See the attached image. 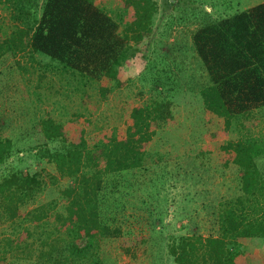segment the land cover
Segmentation results:
<instances>
[{
	"label": "trees",
	"instance_id": "1",
	"mask_svg": "<svg viewBox=\"0 0 264 264\" xmlns=\"http://www.w3.org/2000/svg\"><path fill=\"white\" fill-rule=\"evenodd\" d=\"M104 3L109 6L94 0H6L10 15L23 24L0 32V56L25 47L43 53L57 60L62 71L96 81L100 97H106L121 83L120 68L146 43L156 3ZM110 5L124 9L123 28L106 11L113 9ZM191 43L208 77L199 91L203 108L222 118V129L211 133L218 137L226 134L232 120L264 106V0L206 18L192 31ZM128 118L123 131L111 127L96 132L92 140L76 118L58 121L48 116L31 124L34 136L0 135V222L27 221L20 229L23 236H0V264H105L99 250L104 239H118L123 252L134 256L137 240L144 236L135 238L131 225L123 229V224L142 217L151 229L146 236L153 231L161 236L164 208L159 203L164 196L158 194L157 179L150 176L143 182L138 173L147 167L146 147L156 127L172 113L167 100L153 98L132 105ZM219 147L227 154L221 161L237 167V191L217 201L215 234H169L157 248L175 264H264L261 145L245 135ZM19 151L27 158L17 156ZM13 155L17 161L8 163ZM48 179L53 185L64 181L56 187L62 208L51 199L23 209ZM158 183L163 184L161 178ZM138 189L148 190V197L140 194L137 199L147 213L128 214L122 197ZM154 223L160 225L156 230ZM133 240L134 246L128 244Z\"/></svg>",
	"mask_w": 264,
	"mask_h": 264
},
{
	"label": "rangeland",
	"instance_id": "2",
	"mask_svg": "<svg viewBox=\"0 0 264 264\" xmlns=\"http://www.w3.org/2000/svg\"><path fill=\"white\" fill-rule=\"evenodd\" d=\"M94 1L99 6H109L103 0ZM259 1L155 0L156 13L146 43L136 48L123 64L119 70L120 85L104 98L98 93L96 81L84 80L70 70L62 71L57 60L43 53L25 47L0 56V135L18 138L28 132L34 136L30 133L31 124L48 116L58 121L76 118L84 127L85 136L92 140L96 132L111 127L123 131L132 105L148 103L153 98L168 101L172 118L156 127L146 147L147 167L138 173L143 182L150 176L157 179L158 194L164 196L159 203L164 208L162 234L157 236V231H153L154 235L151 232L147 237L151 229L145 227L143 217L133 224L125 222L123 229L131 225L135 238L144 239L137 240L134 256L123 252L118 239L102 240L99 250L105 264H175L164 249L157 248L164 244L167 235L192 230L202 235L215 234L217 201L237 191V167L221 161L227 156L219 147L221 143L251 135L261 145L258 165L264 168V106L232 120L226 134L211 136L224 125L222 118L203 108L199 91L208 83V77L191 43L192 31L206 18L227 15ZM110 6L113 9L106 11L123 28L124 9ZM10 14L9 4L0 0L1 33L11 30L16 23L23 24ZM25 153L19 151L17 156L27 158ZM15 161V155L8 159V163ZM63 182L60 179L53 185L48 179L37 196L22 208L53 199L60 210L62 201L56 187ZM147 192L138 189L124 194L125 212L146 214L144 208L138 207L137 199L140 194L148 197ZM24 224L27 221L20 219L14 224L0 222V236H23L20 229ZM159 226L154 223L153 230ZM134 241L128 244L134 246Z\"/></svg>",
	"mask_w": 264,
	"mask_h": 264
}]
</instances>
